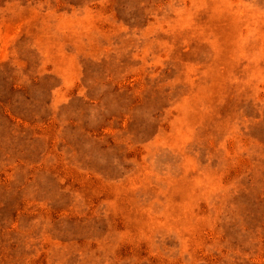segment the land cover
Wrapping results in <instances>:
<instances>
[{"label": "rangeland", "instance_id": "rangeland-1", "mask_svg": "<svg viewBox=\"0 0 264 264\" xmlns=\"http://www.w3.org/2000/svg\"><path fill=\"white\" fill-rule=\"evenodd\" d=\"M0 264H264V0H0Z\"/></svg>", "mask_w": 264, "mask_h": 264}]
</instances>
